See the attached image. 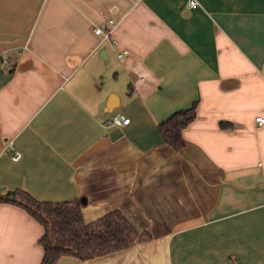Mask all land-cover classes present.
<instances>
[{
  "label": "crops",
  "instance_id": "0c3cea01",
  "mask_svg": "<svg viewBox=\"0 0 264 264\" xmlns=\"http://www.w3.org/2000/svg\"><path fill=\"white\" fill-rule=\"evenodd\" d=\"M198 2L0 0L1 196L84 198L86 222L152 237L58 264H264V0ZM194 104L176 152L159 126ZM43 234L0 203V264H42Z\"/></svg>",
  "mask_w": 264,
  "mask_h": 264
},
{
  "label": "trees",
  "instance_id": "16d2710c",
  "mask_svg": "<svg viewBox=\"0 0 264 264\" xmlns=\"http://www.w3.org/2000/svg\"><path fill=\"white\" fill-rule=\"evenodd\" d=\"M196 106L174 114L159 126L165 144L176 152L185 147L182 132L195 120ZM0 203L24 209L43 227L44 234L40 239L44 249L42 264H58L64 257L81 261L100 259L152 240L149 233H140L119 210L86 222L84 198L60 203L41 202L27 191L16 190L12 197L0 195Z\"/></svg>",
  "mask_w": 264,
  "mask_h": 264
},
{
  "label": "built area",
  "instance_id": "2783aa9c",
  "mask_svg": "<svg viewBox=\"0 0 264 264\" xmlns=\"http://www.w3.org/2000/svg\"><path fill=\"white\" fill-rule=\"evenodd\" d=\"M187 5L190 9H196L199 7V2L198 0H186ZM110 28L108 30H104L103 28H97L95 30L96 35H102L106 39H109L112 35V32L114 31L116 24L113 20L110 21ZM127 53H121L119 54V58H123L124 55ZM130 123L129 119H123L118 116L113 117L107 122L108 127H120V126H126ZM256 123L259 127L264 126V116H259L256 118ZM21 155L19 153H15L12 156L13 161H18L20 159Z\"/></svg>",
  "mask_w": 264,
  "mask_h": 264
},
{
  "label": "water",
  "instance_id": "95a60500",
  "mask_svg": "<svg viewBox=\"0 0 264 264\" xmlns=\"http://www.w3.org/2000/svg\"><path fill=\"white\" fill-rule=\"evenodd\" d=\"M103 53H105L104 50H103ZM115 100H116V96H112V99L110 103L108 104V109H109L108 112H113L114 109L118 108V104ZM1 192L2 190H0V195H1Z\"/></svg>",
  "mask_w": 264,
  "mask_h": 264
},
{
  "label": "rangeland",
  "instance_id": "374dc122",
  "mask_svg": "<svg viewBox=\"0 0 264 264\" xmlns=\"http://www.w3.org/2000/svg\"><path fill=\"white\" fill-rule=\"evenodd\" d=\"M111 60H113V59H111ZM117 91H121L120 89H117ZM117 95V94H116ZM2 195H4L5 197H12V193H9V192H5V193H3ZM3 196V197H4ZM111 211H115V210H110L109 212H111ZM108 213V212H107ZM106 214V213H105Z\"/></svg>",
  "mask_w": 264,
  "mask_h": 264
}]
</instances>
